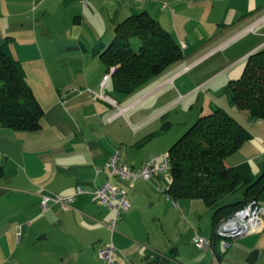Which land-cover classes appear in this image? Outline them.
I'll list each match as a JSON object with an SVG mask.
<instances>
[{
  "label": "crops",
  "instance_id": "crops-1",
  "mask_svg": "<svg viewBox=\"0 0 264 264\" xmlns=\"http://www.w3.org/2000/svg\"><path fill=\"white\" fill-rule=\"evenodd\" d=\"M143 11L184 45L182 57L127 95L113 92L111 77L103 90L111 101L102 99L99 85L108 71L100 52L117 24ZM6 39L43 115L34 132L0 125V264H99L98 249L110 242L115 264L159 257L185 264L187 239H211V230L190 228L192 220L211 211L200 199L172 203L170 177L167 183L162 175L137 179L127 189L130 209L112 235V211L89 194L76 195L67 209L50 204L46 212L40 197L99 186L108 172L95 175V169L116 149L124 164L139 168L214 108L250 134L224 165L249 162L255 177L264 169V121L237 110L226 93L247 57L264 49V0H0V42ZM216 239L199 264H264V230ZM171 251L174 257L167 256Z\"/></svg>",
  "mask_w": 264,
  "mask_h": 264
},
{
  "label": "trees",
  "instance_id": "trees-1",
  "mask_svg": "<svg viewBox=\"0 0 264 264\" xmlns=\"http://www.w3.org/2000/svg\"><path fill=\"white\" fill-rule=\"evenodd\" d=\"M136 39V48L131 45ZM182 51L169 32L147 12L125 18L114 28L110 44L100 52L107 71L114 68L112 89L127 95L153 75L179 61ZM226 93L237 110L264 121V49L250 54L241 76L229 81ZM43 115L24 73L13 58L6 39L0 42V125L17 131L40 129ZM250 134L235 117L214 108L199 117L169 148V199H200L211 211V239L217 229L250 201L264 199V169L253 175L252 165L243 162L226 167L224 160L236 152ZM242 189V199L222 200ZM167 256L174 257L172 251ZM216 257H219L216 254ZM150 264H168L157 258Z\"/></svg>",
  "mask_w": 264,
  "mask_h": 264
},
{
  "label": "built area",
  "instance_id": "built-area-1",
  "mask_svg": "<svg viewBox=\"0 0 264 264\" xmlns=\"http://www.w3.org/2000/svg\"><path fill=\"white\" fill-rule=\"evenodd\" d=\"M134 2H144L146 0H133ZM87 0H81L85 5ZM180 49L184 48L183 44L179 45ZM111 68L103 77L99 85V97L108 101L110 98L104 97L103 90L106 82L111 78L114 72ZM88 92H91L88 90ZM168 152L162 154L150 155L144 163L137 169L124 164L120 158V150L116 149L104 165L100 169H95V175H98L102 170L108 172L106 180L92 190H85L80 186H76L75 192L69 196H59L56 194L42 195L40 197L39 207L42 212H46L50 204H57L63 209L73 202L74 197L79 194H89L91 200L98 206L105 207L112 211V219L108 223V229L111 235L115 231V227L123 213L130 209L129 201L127 200V189L131 188L137 179L150 181L156 176L168 172L169 160ZM116 183H113V182ZM125 183L127 188L120 186ZM159 192H162L159 189ZM264 230V206H261L256 201H250L243 209L234 214L232 218L225 221L218 229L217 236L222 239H232L234 235L239 233H257ZM193 243L203 250H207L211 242L208 239L196 236ZM226 246V244H223ZM115 247L112 242L101 245L98 249L97 256L99 264H115Z\"/></svg>",
  "mask_w": 264,
  "mask_h": 264
},
{
  "label": "rangeland",
  "instance_id": "rangeland-1",
  "mask_svg": "<svg viewBox=\"0 0 264 264\" xmlns=\"http://www.w3.org/2000/svg\"><path fill=\"white\" fill-rule=\"evenodd\" d=\"M113 36V35H112ZM138 44V41L136 39H132L131 45L133 48H136ZM175 138V137H174ZM177 140V139H174ZM174 142V141H173ZM161 178L166 180V183L168 182V178L170 177V174L168 172H164L162 174ZM162 190V189H161ZM242 199V189H239L236 193L229 195L225 197L222 202L223 203H232L236 202ZM173 203V202H172ZM189 224L191 223L190 220L188 219ZM192 222L195 224V226H190V228H193L197 232H201L202 234L204 232H209L211 230V220L209 216V212L203 213L201 217H195ZM201 234V235H202ZM200 236V235H198ZM216 241L218 243H222L224 241L222 238L217 237ZM227 243V242H225ZM206 250L199 249L194 243H190L189 240L187 239L183 245V263L185 264H199L202 262H205L206 260V255H204ZM211 251L208 254V257H211Z\"/></svg>",
  "mask_w": 264,
  "mask_h": 264
},
{
  "label": "water",
  "instance_id": "water-1",
  "mask_svg": "<svg viewBox=\"0 0 264 264\" xmlns=\"http://www.w3.org/2000/svg\"><path fill=\"white\" fill-rule=\"evenodd\" d=\"M248 234L249 233H244V232L243 233H239V234L234 235L232 239H237V238L243 237V236L248 235Z\"/></svg>",
  "mask_w": 264,
  "mask_h": 264
}]
</instances>
